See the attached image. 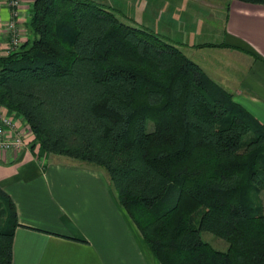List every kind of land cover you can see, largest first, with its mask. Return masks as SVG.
<instances>
[{
  "label": "trees",
  "instance_id": "1",
  "mask_svg": "<svg viewBox=\"0 0 264 264\" xmlns=\"http://www.w3.org/2000/svg\"><path fill=\"white\" fill-rule=\"evenodd\" d=\"M26 27L0 56V106L33 148L104 169L161 264H264L255 116L178 45L101 3L34 0ZM18 224L0 187V264L13 262Z\"/></svg>",
  "mask_w": 264,
  "mask_h": 264
},
{
  "label": "crops",
  "instance_id": "2",
  "mask_svg": "<svg viewBox=\"0 0 264 264\" xmlns=\"http://www.w3.org/2000/svg\"><path fill=\"white\" fill-rule=\"evenodd\" d=\"M163 2L162 12L170 13L165 24L199 38L182 43L202 56L194 61L264 125V4ZM32 4L24 2L17 20L22 43L28 38ZM11 19V6L0 0V55L8 53ZM217 25L224 32L216 42L212 35ZM7 112L25 127L22 117ZM32 144L0 151V187L13 200L19 223L12 264H161L120 204L104 169Z\"/></svg>",
  "mask_w": 264,
  "mask_h": 264
},
{
  "label": "rangeland",
  "instance_id": "3",
  "mask_svg": "<svg viewBox=\"0 0 264 264\" xmlns=\"http://www.w3.org/2000/svg\"><path fill=\"white\" fill-rule=\"evenodd\" d=\"M95 2L101 3L111 9L125 22L132 24L145 26L155 33H158L169 41L175 43L188 55L192 60L200 59V53H197L194 48H187L182 43L190 42L194 40H199L197 36L185 33L179 29L176 25L172 27L165 24V19H169L170 13L162 12L164 11L163 5L164 0H93ZM226 1V0H225ZM167 13V15H165ZM165 15V16H164ZM172 16V15H171ZM165 17V18H164ZM213 38L217 40L222 37L224 28L221 25H217L215 31H213ZM200 36V35H199ZM210 40V39H207ZM185 46V47H184ZM40 148V146L38 147ZM41 149V148H40ZM43 150V149H42ZM46 153H49L43 150ZM53 154V153H49ZM57 156L65 157L74 160L65 155ZM76 160V159H75ZM264 199V194H263ZM203 237L205 240L211 242L216 248L221 250H226L229 246L228 242L224 239L218 238L210 232H203Z\"/></svg>",
  "mask_w": 264,
  "mask_h": 264
},
{
  "label": "built area",
  "instance_id": "4",
  "mask_svg": "<svg viewBox=\"0 0 264 264\" xmlns=\"http://www.w3.org/2000/svg\"><path fill=\"white\" fill-rule=\"evenodd\" d=\"M12 8V19L7 24L8 36L10 43L8 53L19 49L23 44L21 41V26L17 21L21 17L20 9L24 2L34 0H7ZM3 56V55H0ZM28 132L23 127H20L15 118L0 106V151L5 150H20L27 147Z\"/></svg>",
  "mask_w": 264,
  "mask_h": 264
}]
</instances>
